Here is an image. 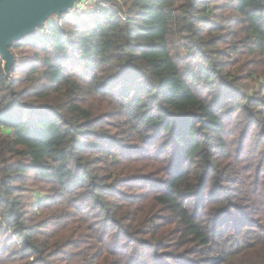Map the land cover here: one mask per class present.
Wrapping results in <instances>:
<instances>
[{
  "label": "trees",
  "instance_id": "obj_1",
  "mask_svg": "<svg viewBox=\"0 0 264 264\" xmlns=\"http://www.w3.org/2000/svg\"><path fill=\"white\" fill-rule=\"evenodd\" d=\"M104 1L0 55V264H264V0Z\"/></svg>",
  "mask_w": 264,
  "mask_h": 264
},
{
  "label": "water",
  "instance_id": "obj_2",
  "mask_svg": "<svg viewBox=\"0 0 264 264\" xmlns=\"http://www.w3.org/2000/svg\"><path fill=\"white\" fill-rule=\"evenodd\" d=\"M76 0H0V55L5 69L14 64L10 51L12 41L21 39L49 21L53 13L60 15Z\"/></svg>",
  "mask_w": 264,
  "mask_h": 264
},
{
  "label": "rangeland",
  "instance_id": "obj_3",
  "mask_svg": "<svg viewBox=\"0 0 264 264\" xmlns=\"http://www.w3.org/2000/svg\"><path fill=\"white\" fill-rule=\"evenodd\" d=\"M77 2L79 0H76ZM81 2H85L86 3V6L78 13H75L73 14V17L76 16L77 14H81L80 16H82L84 19H88L89 18V15L92 14L94 11L97 10L98 8V4H101L103 6H110V3L109 1H104V0H80ZM51 19H49V21H44L43 22V25L42 27L46 26L50 21H53L55 19H58V14L55 12L53 13L51 16H50ZM40 30V28L38 29L35 28L32 32L33 33H37L38 31ZM31 32V33H32ZM30 34V33H29ZM20 39H15L12 41V44L11 46L18 42ZM10 51L11 53L14 55L15 57V54L13 53L14 51H12V48H10ZM4 65H5V60H4ZM35 194L38 192V190H34ZM56 264H63V263H59V261L56 262Z\"/></svg>",
  "mask_w": 264,
  "mask_h": 264
},
{
  "label": "built area",
  "instance_id": "obj_4",
  "mask_svg": "<svg viewBox=\"0 0 264 264\" xmlns=\"http://www.w3.org/2000/svg\"><path fill=\"white\" fill-rule=\"evenodd\" d=\"M86 6L85 2H81L80 0L73 4V6L69 7L64 13L66 18H72L73 14L80 12Z\"/></svg>",
  "mask_w": 264,
  "mask_h": 264
}]
</instances>
